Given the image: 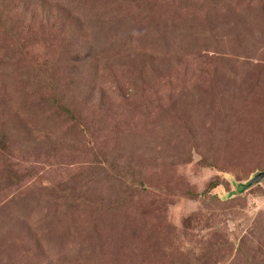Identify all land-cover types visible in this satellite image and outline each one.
Segmentation results:
<instances>
[{
  "label": "rangeland",
  "instance_id": "374dc122",
  "mask_svg": "<svg viewBox=\"0 0 264 264\" xmlns=\"http://www.w3.org/2000/svg\"><path fill=\"white\" fill-rule=\"evenodd\" d=\"M264 0H0V264H264Z\"/></svg>",
  "mask_w": 264,
  "mask_h": 264
},
{
  "label": "water",
  "instance_id": "95a60500",
  "mask_svg": "<svg viewBox=\"0 0 264 264\" xmlns=\"http://www.w3.org/2000/svg\"><path fill=\"white\" fill-rule=\"evenodd\" d=\"M259 178H264V171L259 172L252 180H257Z\"/></svg>",
  "mask_w": 264,
  "mask_h": 264
}]
</instances>
